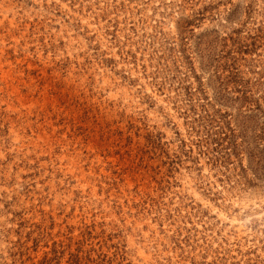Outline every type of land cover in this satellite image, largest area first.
Listing matches in <instances>:
<instances>
[{"label": "rangeland", "instance_id": "obj_1", "mask_svg": "<svg viewBox=\"0 0 264 264\" xmlns=\"http://www.w3.org/2000/svg\"><path fill=\"white\" fill-rule=\"evenodd\" d=\"M0 264H264V0H0Z\"/></svg>", "mask_w": 264, "mask_h": 264}]
</instances>
